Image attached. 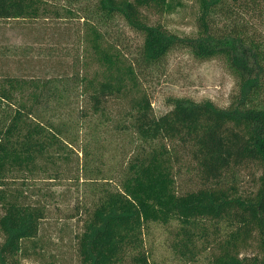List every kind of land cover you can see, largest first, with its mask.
Segmentation results:
<instances>
[{"label": "trees", "instance_id": "16d2710c", "mask_svg": "<svg viewBox=\"0 0 264 264\" xmlns=\"http://www.w3.org/2000/svg\"><path fill=\"white\" fill-rule=\"evenodd\" d=\"M65 2L55 8L48 0H0V21H35L51 13L61 19L78 7L89 58L97 65L93 74H82L89 108L77 113L76 137L74 125L51 112L65 97L55 80H0V264H44L25 262L37 253L48 213L47 204L26 191L39 176L65 171L61 164L90 122L94 130L111 126L132 147L115 180L96 185L77 238L79 264H152L145 236L153 224L175 227L172 250L188 261L213 247L211 264H264V0H196L195 37H179L145 15L174 13L182 0ZM118 21L142 37L135 58L121 48L113 29ZM176 49L227 64L238 82L227 108L171 98L170 111L154 113L142 79ZM110 104L120 107L118 117ZM87 151L81 152L93 154ZM243 171L256 190L240 186ZM182 174L195 189L179 190ZM19 180L23 187L11 186ZM253 248L257 254L243 256Z\"/></svg>", "mask_w": 264, "mask_h": 264}, {"label": "rangeland", "instance_id": "374dc122", "mask_svg": "<svg viewBox=\"0 0 264 264\" xmlns=\"http://www.w3.org/2000/svg\"><path fill=\"white\" fill-rule=\"evenodd\" d=\"M48 2L55 8L67 5L65 0ZM182 2L183 5L174 13L144 12L150 24H161L179 37H195L198 34L196 0ZM73 9V15H64L61 19L51 13L35 21H0V80L6 76L55 80L63 87L65 97L60 104H55V110L51 112L76 125L78 111L83 107L89 108L87 99L82 97V74H93L97 65L89 58L86 23L80 18L78 7ZM250 17L246 15V19ZM257 24L255 21L254 25ZM116 25L113 29L116 28L114 32L123 42V52L128 58H135L142 45L141 35L123 21ZM142 82L157 116L172 109L169 105L171 98H190L196 102L210 100L219 108H227L238 91L237 79L223 60L200 61L184 49L172 51L162 66L145 75ZM110 107L117 112L115 118L118 117L120 107L117 104H110ZM93 124L95 122H90L80 129L79 142L70 151L69 161L61 164L65 167L64 172L57 177L39 176L29 183L28 196L46 203L48 213L37 242V253L27 259V263L79 264L77 238L84 230L87 208L98 195L96 185L105 180H115L116 171L132 147L129 139L119 138L111 126L94 130ZM75 125L71 131L76 137ZM86 146L87 152L93 156L81 152ZM259 174L257 172L255 180ZM239 181L243 189L253 191L257 188L248 171L241 172ZM21 184L19 180L11 186L23 187ZM178 185L181 191L196 188L187 174L181 175ZM172 229L175 227L153 224L147 230L146 245L152 264H211L215 252L213 247L201 249L193 261L175 253L171 246L174 239ZM2 241L0 233V244ZM255 254V248L243 252V256Z\"/></svg>", "mask_w": 264, "mask_h": 264}]
</instances>
